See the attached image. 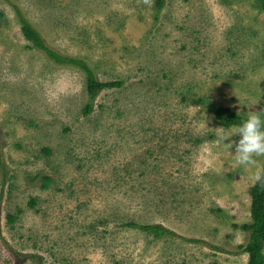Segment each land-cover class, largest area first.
<instances>
[{"label": "rangeland", "instance_id": "1", "mask_svg": "<svg viewBox=\"0 0 264 264\" xmlns=\"http://www.w3.org/2000/svg\"><path fill=\"white\" fill-rule=\"evenodd\" d=\"M9 1L0 0V264H248L242 227L264 156L237 165L234 148L216 143L212 108L264 116L256 1L166 0L160 11L155 0ZM14 5L48 47L124 85L84 114L85 74L33 48Z\"/></svg>", "mask_w": 264, "mask_h": 264}, {"label": "trees", "instance_id": "2", "mask_svg": "<svg viewBox=\"0 0 264 264\" xmlns=\"http://www.w3.org/2000/svg\"><path fill=\"white\" fill-rule=\"evenodd\" d=\"M10 3L9 0H6ZM260 9L264 11V0H255ZM166 0H155V8L160 11L164 8ZM16 16L21 25V31L24 39L31 43L32 47L44 52L47 58L54 64L59 66H71L81 70L86 76V91L88 94V104L84 108V114H91L94 109V102L98 95L104 90H112L121 88L124 83L121 81L103 83L99 81L95 71L84 60L63 55L50 47H48L41 37L40 33L29 23L24 17L21 10L14 5ZM219 124L224 127H230L234 124H239L245 117L236 114L229 108L219 107L212 108ZM261 173H264V168ZM46 180V179H44ZM48 183L46 180L45 185ZM19 213V212H18ZM17 219V215H8L9 224H13ZM251 220L250 224L244 225L242 228L250 233L249 242L243 248V251L248 254V264H264V178L257 180L251 189ZM130 227L139 228L154 239L162 240L165 238H174L177 235L161 227L159 225H134ZM189 243L200 244L199 240H187Z\"/></svg>", "mask_w": 264, "mask_h": 264}, {"label": "clouds", "instance_id": "3", "mask_svg": "<svg viewBox=\"0 0 264 264\" xmlns=\"http://www.w3.org/2000/svg\"><path fill=\"white\" fill-rule=\"evenodd\" d=\"M236 136L238 141L231 140ZM216 143L228 151L234 148V153H231L237 165L248 167L255 164L256 157L264 156V116L248 113L239 124L217 128ZM254 178L260 180L264 178V173L257 171Z\"/></svg>", "mask_w": 264, "mask_h": 264}]
</instances>
